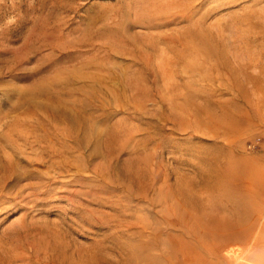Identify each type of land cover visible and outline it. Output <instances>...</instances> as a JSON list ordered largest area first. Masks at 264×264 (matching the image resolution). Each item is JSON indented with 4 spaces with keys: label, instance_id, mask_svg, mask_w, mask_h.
I'll list each match as a JSON object with an SVG mask.
<instances>
[{
    "label": "rangeland",
    "instance_id": "rangeland-1",
    "mask_svg": "<svg viewBox=\"0 0 264 264\" xmlns=\"http://www.w3.org/2000/svg\"><path fill=\"white\" fill-rule=\"evenodd\" d=\"M13 165L0 264H264V0H0Z\"/></svg>",
    "mask_w": 264,
    "mask_h": 264
},
{
    "label": "bare ground",
    "instance_id": "bare-ground-1",
    "mask_svg": "<svg viewBox=\"0 0 264 264\" xmlns=\"http://www.w3.org/2000/svg\"><path fill=\"white\" fill-rule=\"evenodd\" d=\"M208 38V37H207ZM210 39V38H209ZM218 40V39H217ZM215 41L217 42L216 44H212L214 48H217L218 50H222V49H226V46L220 41ZM211 41V40H210ZM214 42V43H215ZM184 48V47H183ZM229 49V48H228ZM227 49V50H228ZM218 51V53L220 52ZM14 105V104H13ZM67 123V122H66ZM46 125H50V127H54L53 125H51V123L49 124V122H45ZM17 125V124H16ZM20 126V125H19ZM45 127V128H44ZM43 128L41 129H47L46 126H44ZM12 136V135H11ZM60 136V135H59ZM68 139L69 138H62L61 142H58V139H45V138H41V139H28V138H23V145L26 144L24 147L26 146H29L30 148L32 149H35V148H38L39 151H41L42 154H44L46 156V163H47V166H46V169L50 170L52 169L53 167L55 166H59L58 164H56V161L57 159H54L53 157L55 156L56 158H60L59 160H57L58 162H61V160H64L66 158V152L67 151H71V150H80V148L82 147V139L81 138H77V139H74L73 141L70 139L69 142H68ZM50 141V142H49ZM15 147V146H14ZM28 148V147H27ZM5 150V149H4ZM11 151V150H10ZM25 153V152H24ZM39 153V152H38ZM37 153V155H38ZM56 153V155H55ZM3 157V156H2ZM15 158V157H14ZM19 159V158H18ZM37 159H42L41 157H33L31 158V162L33 164H36L34 161H36ZM27 161V160H26ZM41 161V160H40ZM28 162V161H27ZM63 162V161H62ZM30 163V162H29ZM44 163V162H43ZM28 165V163H27ZM14 168H12L10 166V168L7 169V171L9 172V174H3L1 175V179H0V183H3V182H7L9 179H13L15 181L17 180H20L22 178V175L19 174L16 169H15V166L13 165ZM45 167V166H44ZM61 167L62 169H64L63 166H59ZM2 168V167H1ZM21 172V170H20ZM214 176V175H213ZM211 184V183H210ZM26 186V185H24ZM211 186V185H210ZM3 188V187H1ZM0 188V189H1ZM206 188V187H205ZM242 188V187H241ZM5 190V189H4ZM185 190V189H184ZM175 193V190L173 189V191H170V196H173V194ZM28 194V193H27ZM180 198V197H179ZM183 198V197H182ZM168 221V220H167ZM173 225L176 224L177 220L176 219H172L171 220ZM248 237V234L247 233H244V232H240L238 233L237 235H235L234 237H231V240H238V241H242V240H246ZM105 255V254H104ZM126 262V260H124ZM121 263V260L120 261H117L116 264H119ZM124 262V263H125Z\"/></svg>",
    "mask_w": 264,
    "mask_h": 264
}]
</instances>
